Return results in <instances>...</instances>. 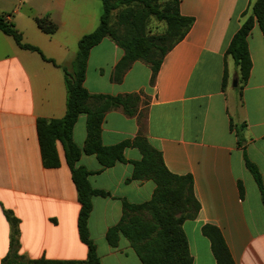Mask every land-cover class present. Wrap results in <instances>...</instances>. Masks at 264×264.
I'll use <instances>...</instances> for the list:
<instances>
[{"label": "crops", "instance_id": "obj_1", "mask_svg": "<svg viewBox=\"0 0 264 264\" xmlns=\"http://www.w3.org/2000/svg\"><path fill=\"white\" fill-rule=\"evenodd\" d=\"M255 1L181 0V15L193 22L165 56L154 83L151 67L142 61L133 63L120 82L112 81L124 51L111 38L94 47L88 61L84 85L91 94L140 96L136 116L121 108L106 114L102 144L114 146L143 136L172 174L192 176L200 209L184 222L183 230L193 264H217L202 233L207 225L221 232L234 264H264V204L245 162L246 155L264 185V36L259 26L248 38L252 69L244 86L233 87L238 71L227 55L243 24L242 14ZM103 11L99 0H0V16H7L25 43L55 63L21 49L0 31V264L10 252L11 225L4 211L20 222V255L31 260L87 259L88 248L78 232L81 205L63 146L57 143L60 166L45 168L37 122L65 117L64 69L74 70L78 44L97 29ZM37 19L51 23L54 32H44ZM79 119H85L86 129L87 116ZM76 125L73 141L83 149L87 129L77 138ZM232 126L244 127L242 146ZM124 156L128 161L142 159L136 148L125 149ZM77 166L93 172V188L111 194L92 199L89 218L101 263L141 264L125 238L112 248L106 233L120 222L123 201L149 202L156 185L132 180L130 163L94 173L102 169L96 156L82 154Z\"/></svg>", "mask_w": 264, "mask_h": 264}, {"label": "trees", "instance_id": "obj_2", "mask_svg": "<svg viewBox=\"0 0 264 264\" xmlns=\"http://www.w3.org/2000/svg\"><path fill=\"white\" fill-rule=\"evenodd\" d=\"M99 1L104 8L99 26L80 40L74 70L69 72L64 69L67 89L65 117L55 120L39 119L37 122L38 139L45 168L55 169L60 166L57 143L63 146L65 159L71 170L81 205L78 232L81 242L88 248L87 259L85 261H54L45 258L31 260L20 255V222L11 212L4 211L11 225V235L10 252L2 264H102L97 245L90 237L89 218L93 211L92 199L97 196L111 197V194L91 186L89 176L93 172L83 166H77L82 154L96 156L102 169L94 173H100L106 168L115 166L116 163H130L133 165L132 180H149L156 185L149 202L135 205L123 201L120 222L106 233V240L110 247L117 248L120 239L125 238L141 264H193L189 243L183 230L184 222L195 218L200 209L194 194L192 176L172 174L165 166L162 154L143 136L114 146H104L101 133L106 114L112 109L121 108L126 115L136 116L140 96L137 94L93 95L84 85L90 53L105 38H111L124 51V56L112 75L113 82H120L133 63L142 61L151 67V82L154 83L165 56L185 37L193 20L181 15V0ZM149 17L166 22L168 37L148 39L143 36V21ZM242 17L243 24L234 35L227 49V55L234 60L238 80L244 86L252 69L248 38L256 24L264 36V0L251 3ZM37 24L48 34H52L55 30V27L47 21L37 19ZM122 27L124 32L120 34ZM0 31L12 37L21 49L37 52L43 60L54 63L53 60L47 59L39 48L24 42L23 35L16 29L14 23L7 20V16H0ZM169 38L172 39L166 41ZM226 79L225 73L223 86L226 84ZM81 115L87 116V137L83 149L73 141V130ZM232 128H235L239 146H242L244 127L232 126ZM127 148L138 149L142 159L140 161L126 160L124 151ZM245 162L261 192L264 204L261 173L246 155ZM202 233L211 242L217 264H234L225 240L216 227L207 225L203 227Z\"/></svg>", "mask_w": 264, "mask_h": 264}, {"label": "rangeland", "instance_id": "obj_3", "mask_svg": "<svg viewBox=\"0 0 264 264\" xmlns=\"http://www.w3.org/2000/svg\"><path fill=\"white\" fill-rule=\"evenodd\" d=\"M100 3V2H99ZM167 24L164 21H158L154 17H149L143 21V36H145L148 39H157L162 37H168L167 36ZM124 32V27L120 29V34ZM172 38H169L166 41H170ZM168 44V42H166ZM241 83L239 82L240 86ZM76 131V137L79 138L81 135H83L86 131L85 129V119H79V122L76 125L75 128Z\"/></svg>", "mask_w": 264, "mask_h": 264}, {"label": "water", "instance_id": "obj_4", "mask_svg": "<svg viewBox=\"0 0 264 264\" xmlns=\"http://www.w3.org/2000/svg\"><path fill=\"white\" fill-rule=\"evenodd\" d=\"M237 86H238V79L236 78L233 81V87H237Z\"/></svg>", "mask_w": 264, "mask_h": 264}]
</instances>
